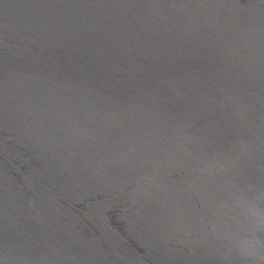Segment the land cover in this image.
Returning a JSON list of instances; mask_svg holds the SVG:
<instances>
[{
    "label": "water",
    "instance_id": "1",
    "mask_svg": "<svg viewBox=\"0 0 264 264\" xmlns=\"http://www.w3.org/2000/svg\"><path fill=\"white\" fill-rule=\"evenodd\" d=\"M0 264H264V0H0Z\"/></svg>",
    "mask_w": 264,
    "mask_h": 264
}]
</instances>
